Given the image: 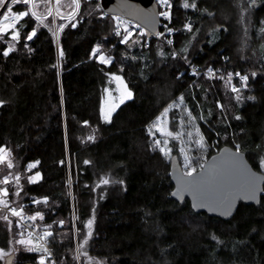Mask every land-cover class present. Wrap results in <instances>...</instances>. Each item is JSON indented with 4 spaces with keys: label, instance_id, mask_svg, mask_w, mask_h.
<instances>
[{
    "label": "trees",
    "instance_id": "trees-1",
    "mask_svg": "<svg viewBox=\"0 0 264 264\" xmlns=\"http://www.w3.org/2000/svg\"><path fill=\"white\" fill-rule=\"evenodd\" d=\"M235 1L172 0L171 47L146 32L125 42L118 16L104 11L103 0H82L68 17L62 15L72 11V0H54V16L37 0L39 19L22 17L0 32V100L6 101L0 148L10 151V172L21 176L18 186L3 189L8 207L49 244L56 264H264V192L258 205L240 202L228 219L194 212L188 199L171 197L169 160L147 132L182 95L205 135L195 152L197 169L228 144L263 171L264 0L251 6L244 47ZM24 11L28 5L12 6L13 14ZM14 31L19 40H12ZM96 47L111 64L92 57ZM185 61L248 79L233 92L223 79L194 78ZM120 80L130 98L121 100ZM8 213L0 208L8 217L0 219L2 254L13 252L12 264H35L46 252L18 241L28 233Z\"/></svg>",
    "mask_w": 264,
    "mask_h": 264
},
{
    "label": "water",
    "instance_id": "water-1",
    "mask_svg": "<svg viewBox=\"0 0 264 264\" xmlns=\"http://www.w3.org/2000/svg\"><path fill=\"white\" fill-rule=\"evenodd\" d=\"M103 1L105 12L136 21L149 36L158 32L160 14L156 0ZM51 6L54 7L53 0ZM55 43L57 47V37ZM169 177L173 199L179 202L188 199L194 212H205L221 219L230 218L240 202L258 205L264 192V172L254 168L243 151L228 144L210 154L192 177L185 176L177 154H173L169 159ZM181 177L193 184H182ZM242 177L254 180V192L248 189ZM177 192L180 195H173ZM13 258L12 252L3 264H12Z\"/></svg>",
    "mask_w": 264,
    "mask_h": 264
},
{
    "label": "rangeland",
    "instance_id": "rangeland-1",
    "mask_svg": "<svg viewBox=\"0 0 264 264\" xmlns=\"http://www.w3.org/2000/svg\"><path fill=\"white\" fill-rule=\"evenodd\" d=\"M156 1L159 7V14L162 12L170 13L172 0H167V4H165L163 0H156ZM257 1L258 0H255L254 5H256ZM34 2L35 4H37V0H34ZM51 2H49L48 4H49V8L52 10L51 13L54 16V14L56 13L55 3L53 0L54 7H52ZM35 7H33L32 4H29L28 10L35 13L34 17L38 19V17H41V14H38L35 11ZM43 7H45V5ZM235 8H237L238 14L240 16V20H241L240 25L242 24L240 27L241 31L239 33V38L241 39L240 44L242 47L249 46L250 41H249L248 32L250 30L249 16L251 14V10H250L251 7L248 6V0H236ZM3 9L4 8H0V10H3ZM244 9H247V11H244ZM6 12L7 10L5 8L2 13H6ZM76 12L77 11L75 12L71 11V12H68L67 14L66 13L63 14L62 16L68 17L70 15H75ZM117 16L118 18H116V22L119 23V25L124 30L123 40H125V38L127 39L130 38V36H134V35L136 36V33L142 34L146 32L145 29L141 27L138 23L137 24L136 22L130 23L127 18H124L120 15H117ZM168 22H169V19H166L164 16L160 15V24L162 23L163 25H162V28H158L159 33L155 36L153 35V37L158 39L161 43L168 44L171 47L170 42H169L170 41L169 37L172 36L173 31L172 30L167 31V27H165V25L167 26ZM12 23H14L12 20L6 21L4 20L3 15L0 16V29H3L6 25H11ZM186 25H189V23H187ZM186 25H185V28H186ZM104 56L109 57L105 54ZM187 63L188 62L185 61V65ZM187 65L193 66L190 64H187ZM213 71L215 72V75L213 77H207L206 75L202 74V75H196V76L194 75V78H197L199 76L200 77L204 76L205 79H207L208 81H214L215 78L219 80L223 79V81H225V83L227 84V86H229V89L231 91H233L234 88L238 89V86H237L238 81L244 80L242 79V77H244L242 73H238V72L237 73H231V72L227 73L223 71H217L216 69H213ZM119 86H120V91H121V100H124L128 97V93H130V91L128 90L126 84L122 80L119 81ZM181 97L182 95H177L169 102V104H167L157 113V115L149 123L147 132L152 138L151 139L152 146L158 149L161 152V154H163L165 158H167L168 160L173 155L174 149L177 150L176 153L179 157V161L182 166L183 172L187 173L192 168H195L197 170L196 168V158L197 157H196L195 152L197 151L198 148L204 147L203 143H204L205 135L202 129L200 128V125L196 121L195 115L190 110V108L187 106V104L184 102V100H183V103H180ZM156 141L160 142L158 146L156 145ZM201 143H202V146H201ZM161 148L165 149L167 154H165V152H162L160 150ZM235 148L239 149L238 147H235ZM3 149H5L6 152L10 153V151L7 148L3 147ZM4 156H5V153L0 152V157H4ZM9 160L12 163L11 154L6 156L4 162H0V166L2 167V170L0 169V175L2 176V178H0V182H2L5 178H7L9 181V184L11 183L14 186H18L19 182L18 183L16 182L15 177H19V181H20L21 176L19 174H12L10 172V169L7 167V162ZM203 164H204V161L200 164V167H202ZM30 165H33V163L29 164V166ZM263 171H264V163H263ZM30 176L32 180L38 178L37 173H33ZM3 187H6V184L0 183V201H6L8 204L7 196L4 195ZM7 208L12 209L10 207H7ZM18 241L19 242L23 241V244L29 249L33 247L34 250L36 251L39 250L40 252H42V250H40L42 249L40 242L36 241L35 238L31 236L29 237L28 234L23 233V235L19 237ZM47 247L49 249L47 253L43 252L44 254L38 257L37 262L35 264H40L42 258H44V264H56L54 255L53 253H51V248L49 244H47ZM10 253L11 251L5 254H2L1 264H3L5 257L9 255ZM48 253H51V255L49 256ZM47 257H51L52 260L50 261Z\"/></svg>",
    "mask_w": 264,
    "mask_h": 264
},
{
    "label": "snow or ice",
    "instance_id": "snow-or-ice-1",
    "mask_svg": "<svg viewBox=\"0 0 264 264\" xmlns=\"http://www.w3.org/2000/svg\"><path fill=\"white\" fill-rule=\"evenodd\" d=\"M42 2H44V3H49V2H51V0H42ZM81 2H82V0H72V3H71V5H69V7H71V8H72V11L75 12V11H77V10L80 8ZM163 2H164L165 4H167V0H163ZM56 3L59 4V0H56ZM16 4H23V5H25V6H27V5H29V4H32L33 7L36 6L34 0H0V8H6V9H7V12H6V13H0V15H3L4 20H6V21H7V20H12V21L14 22V21H16V20L21 19L22 17H30V16H32V15H35V13L31 12L30 10H29V11L20 12V13H18V14H13V13H12V6H13V5H16ZM254 4H255V0H248V6H249V7L253 6ZM183 6H184L185 8L190 7V6H191V7H195V4L193 3V4L190 5L189 3L185 2ZM98 7H99V5H98ZM244 11H247V9H244ZM48 14H49V15L52 14L50 9H49V11H48ZM160 15H161V16H164L166 19H169V20L171 19V16H170V13H169V12H162V13H160ZM38 19H39V17H38ZM75 26H76L75 24L72 25V27H75ZM9 27L15 28L16 25H15V23H12L11 25H6L3 29H0V32H7ZM165 27H167V26L165 25ZM186 28H187L189 31H191V25H186ZM169 31H171V29H169ZM35 34H36L35 31H33L31 35H27V39H28V40H31V39L33 38V36H35ZM0 38H3V37L0 36ZM11 38H12V40H14V41H15V40H19V38H20V34H19V32H15V31H14V32L12 33V37H11ZM126 40H127V38H125V42H126ZM169 42H170V41H169ZM11 51H13V48H12V47H9L8 50H7V51H3L2 54H3L4 56H7V55L9 54V52H11ZM60 55H61V56L63 55V52H62V51H61ZM92 57L98 59V60H99L101 63H103V64H111V63H112L111 58H110V57H105L104 54L101 52L100 47H96V48H94V49L92 50ZM54 67H55V65H54ZM237 75H239V74H237ZM253 75H255V73H253ZM115 78H116V79H120L119 77H115ZM242 79L247 80L248 77H247V76H244V77H242ZM233 91H238V90L234 88ZM130 97H131V93H128V98H130ZM5 103H6V101H4V100H0V106H3ZM180 103H183V97L180 98ZM166 111H167V110H166ZM105 119L107 120L108 117L105 116ZM85 124H87L86 121H85ZM189 135H190V134H189ZM93 138H94V137H89L88 139L91 140V139H93ZM159 143H160L159 141H156V145H157V146L159 145ZM201 146H202V143H201ZM160 150H161L162 152H165V154H167V152H166L165 149L161 148ZM0 152H4V153H5V156H4V157H0V162H4L6 156L10 155V153L6 152V150L3 149V148H0ZM85 163H89V162H88V161H85ZM7 167H8V168L13 167V165H12V163H11L10 160L7 162ZM29 167L32 168V167H35V165H30ZM195 172H196V169H195V168H192V169H190L187 173H185V176H187V177H192V176L194 175ZM180 179H181L182 184H184V185H186V186H191V185L193 184V181H187V180L184 179V177H181ZM242 179H243L244 183L247 185L248 189H249L250 191L254 192V190H255V182H254V180H252V179H250V178H247V177H242ZM15 180H16V182L18 183V182H19V177H15ZM33 182H34V181H33ZM0 183H5V184H7V183H9V181H8L7 178H5V179H4L2 182H0ZM101 183H102V184H107V183H109V181H108L107 179H102V180H101ZM4 195H5V196L7 195V190H6V189L4 190ZM173 195H180V193H179V192H177V193H173ZM45 202H46V201H45ZM36 203H39V201H36ZM228 203L230 204L231 201L229 200ZM0 205H2L3 208H7V207H8L6 201H0ZM11 211H12V214H13V215H16V216L21 215V213H20V212H17L15 209H11ZM37 215H39V214H37ZM41 218H42V217H41ZM0 219L8 220V217H7L6 215H0ZM30 219H33V220H34V219H36V217L33 216V217H31ZM92 222H93L92 220H89V221L87 222V226H88L89 228L91 227ZM61 223H63V222H61ZM47 235H51V233H48ZM90 237H91V231H89V232L87 233V235H86L85 238H84L83 243L80 244L79 247H80L81 249L84 247V244L87 243V241H88V239H89ZM20 243H23V241H20ZM40 250H42V251H44V252H46V253H47V251H48L47 249H40ZM2 251H3V250H0V254H2ZM48 255L50 256L51 253H48ZM85 255H86V253H85ZM40 264H44V258L41 259Z\"/></svg>",
    "mask_w": 264,
    "mask_h": 264
},
{
    "label": "built area",
    "instance_id": "built-area-1",
    "mask_svg": "<svg viewBox=\"0 0 264 264\" xmlns=\"http://www.w3.org/2000/svg\"><path fill=\"white\" fill-rule=\"evenodd\" d=\"M128 21L130 23L136 22V21L131 20V19H128ZM136 24H137V22H136ZM159 25H160V22H159ZM158 33H159V29H158V32L156 34H154V36L157 35ZM188 68H189L190 72H194L197 75L204 74L207 77H213L215 75V72L213 71V69L204 70V69H198V68L193 67V66H188ZM0 208H3V207L0 205ZM4 209L7 210L11 215H13L11 209H8V208H4ZM13 216L18 220L19 223H21L26 228V230H25L26 233H28L31 237L35 238L36 241L40 242L42 249L49 250L47 247L46 241L43 239V237L41 235L37 234L35 232V230L29 225L27 218L21 217V216H16V215H13Z\"/></svg>",
    "mask_w": 264,
    "mask_h": 264
}]
</instances>
